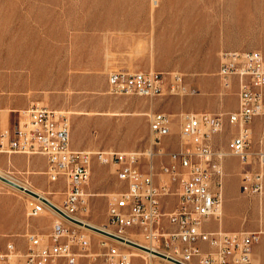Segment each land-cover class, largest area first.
Instances as JSON below:
<instances>
[{
  "label": "rangeland",
  "instance_id": "rangeland-1",
  "mask_svg": "<svg viewBox=\"0 0 264 264\" xmlns=\"http://www.w3.org/2000/svg\"><path fill=\"white\" fill-rule=\"evenodd\" d=\"M254 50L264 56V0H0V102L30 101L20 111L8 107L10 119L1 130L14 126L19 113L31 105H46L69 118L73 149L143 153L144 169L152 162L160 172L181 146L185 117L201 114L196 112L201 104L197 97L210 94L221 103L236 96L234 87L226 90L218 75L222 52ZM138 71L179 74L183 88L151 98L110 93L111 73ZM183 90L188 93L180 96ZM153 113L171 119L167 135L154 147L149 123ZM235 133L224 126L212 137L213 146L226 152ZM259 147L264 149V127L258 137L253 135L252 150ZM152 152L149 164L146 158ZM253 162L245 167L237 158L224 159L222 216L229 176H236L238 191L252 200L256 220L262 222L264 166ZM115 168L94 160L87 187L90 213L83 219L113 232L106 227L108 204L122 189ZM247 169L261 170V190H244ZM46 170L40 155L0 153L2 176L62 205L65 186L50 184ZM35 203L33 196L0 180V249L13 242L24 254L28 235L50 233L55 215L45 210L29 217ZM81 231L91 239L93 257L81 258L79 264H103L101 242L113 243L95 230ZM130 251L142 256L134 264H172Z\"/></svg>",
  "mask_w": 264,
  "mask_h": 264
},
{
  "label": "built area",
  "instance_id": "built-area-1",
  "mask_svg": "<svg viewBox=\"0 0 264 264\" xmlns=\"http://www.w3.org/2000/svg\"><path fill=\"white\" fill-rule=\"evenodd\" d=\"M218 75L226 90L233 89L234 80L238 86V109L228 115L236 133L227 151L217 150L212 144V137L223 131L222 116L187 115L181 146L169 155V163L162 165L160 172L152 162L144 169L147 160L143 161V153L92 154L73 149L71 123L63 112L39 104L20 112L14 126L0 134V153L42 156L47 162L49 183L63 182L65 186L64 200L59 208L35 199L28 215L38 217L47 206L56 218L50 233L28 235V251L24 254L8 242L5 249H0V264H79L81 258L93 257L89 254L91 239L81 230L91 229L83 219L90 213L92 195L87 187L94 160L100 165H114L122 186L109 201L106 225L118 234L103 230L122 240L100 232L113 243L101 242L105 249L103 264H134L130 247L138 243L119 235L128 231L141 235L156 250L139 246L164 255L157 256L173 264H259L253 246L260 233L212 231L207 224L212 219L219 222L221 217L224 159L237 158L245 167L252 166L253 160L260 168L264 166V149L252 150V121L264 116V56L256 50L222 52ZM181 82L179 74L156 71L113 72L108 77L110 93L149 98L165 91L176 93L183 88ZM149 123L152 147L158 146L169 131L171 119L165 113H153ZM147 157L150 164L154 153ZM243 175L245 191L253 186L255 191L261 190L260 169H247Z\"/></svg>",
  "mask_w": 264,
  "mask_h": 264
},
{
  "label": "crops",
  "instance_id": "crops-1",
  "mask_svg": "<svg viewBox=\"0 0 264 264\" xmlns=\"http://www.w3.org/2000/svg\"><path fill=\"white\" fill-rule=\"evenodd\" d=\"M13 65V63H11ZM14 66V65H13ZM64 65H61V67ZM204 84V83H203ZM234 89L236 91V96L226 97L221 103H219L216 98L208 94L205 96H199L197 99L201 102L199 107L196 109V112L201 114L212 112L216 116H223L228 113L234 112L238 109L239 98H238V86L237 80H234ZM264 91V90H263ZM30 105V101H20V102H9L1 101L0 102V134L2 132L1 128L4 123H8L10 119L8 107H11V110H21L26 109ZM46 106V105H45ZM48 107V106H47ZM19 110V111H20ZM2 112H4L2 114ZM225 117V116H224ZM181 118V116H180ZM224 126L227 129H230L231 132L236 130V127L228 123V117L224 118ZM264 127V119L256 118L252 122V130L254 138L258 137ZM11 162V160H10ZM233 163V161H229ZM236 176H229L228 186L225 190V203H224V212L223 216L219 222L212 219L208 224H212V228H207L212 231L221 230L227 233L235 232H258L260 233L258 242L253 246V255L257 263L264 264V212L262 215V222L259 223L257 219V213L252 207V200L243 196L237 188V179ZM262 229V230H258Z\"/></svg>",
  "mask_w": 264,
  "mask_h": 264
},
{
  "label": "bare ground",
  "instance_id": "bare-ground-1",
  "mask_svg": "<svg viewBox=\"0 0 264 264\" xmlns=\"http://www.w3.org/2000/svg\"><path fill=\"white\" fill-rule=\"evenodd\" d=\"M156 3V2H155ZM186 93H188V91L187 90H183V92L181 91L180 92V96H184ZM1 176H2V174H0ZM4 177V176H3ZM6 178V177H5ZM8 179V178H7ZM12 181V180H11ZM14 182V181H13ZM21 186H23L25 189H28V190H30V191H32L33 193H35L38 197H35V196H33V195H31V194H29V193H27L28 195H30V196H33L34 197V199H36V200H42V198L43 197H41V196H39L38 195V193L37 192H35V191H33V190H31L28 186H26V185H21ZM15 188V187H14ZM19 190V189H18ZM21 191V190H20ZM23 192H25V191H23ZM26 193V192H25ZM43 199H45V198H43ZM45 200H47V201H49L50 203H52L53 205H55V206H57V207H59V208H61V205L60 204H57V203H55V202H53V201H51V200H49L48 198H46ZM46 210H49L50 212H52L47 206H46ZM52 213H54V212H52ZM221 215H222V213H221ZM221 218V217H220ZM220 220V219H219ZM83 222H85L86 224H88V225H90V226H92V227H95V228H98V229H100V230H104V231H107V232H111V233H116L115 231L113 232V231H111V230H108V229H105V228H103V227H99V226H97V225H95V224H93V223H91V222H88V221H86V220H83ZM93 230V229H92ZM91 229H87V231H89V232H93ZM98 232V231H97ZM96 232V233H97ZM98 234V233H97ZM116 234H118V233H116ZM119 235H121V236H124L125 238H129V239H131V240H133V241H135L136 243H138L139 245H142V246H145V247H147V248H149L150 250H156V248L153 246V245H148L147 243H145L143 240V237L141 236V235H136L135 233H132V232H130V231H128V232H126V233H121V234H119ZM103 237H105L104 235H103ZM106 238V237H105ZM106 239H108V238H106ZM136 239H138V241L136 240ZM133 251L135 250V251H137V252H140V253H143V254H145V255H147V256H149V257H154V258H158V259H160V260H163V259H161V257H159V256H157L156 254H154L153 253V251H147V250H145V249H142V248H139V247H136V246H134V247H130ZM133 255H134V257L135 258H138V257H142L140 254H137V253H134L133 252ZM164 261H167V260H164ZM167 262H169V261H167ZM171 263V262H170ZM173 264V263H172Z\"/></svg>",
  "mask_w": 264,
  "mask_h": 264
},
{
  "label": "water",
  "instance_id": "water-1",
  "mask_svg": "<svg viewBox=\"0 0 264 264\" xmlns=\"http://www.w3.org/2000/svg\"><path fill=\"white\" fill-rule=\"evenodd\" d=\"M0 180H2L3 182H5V183H7V184H9V185H11V186H13V187H15V188L21 190V191H25L26 193H29V194H31V195H33V196H35V197H38V196H37L35 193H33L32 191H30V190H28V189H25L23 186H21V185L15 183V182H13V181H11V180H9V179L3 177V176H1V175H0ZM42 200L45 201V202H47V201H46L45 199H43V198H42ZM87 227H89V228H91V229H93V230H95V231H98V232L104 233V234H106V235H109V236H111V237H113V238H116V239L122 240L121 238H118V237H116V236H114V235L108 234V233L104 232L103 230H100V229H98V228L92 227V226H90V225H87ZM131 244L134 245V246H136V247H140V248L145 249V250L148 251V249H146V248H144V247H142V246H139L138 244H134V243H131ZM157 255H160V256H162V257H165L164 255L159 254V253H157ZM177 263H178V262H177ZM178 264H180V263H178Z\"/></svg>",
  "mask_w": 264,
  "mask_h": 264
}]
</instances>
